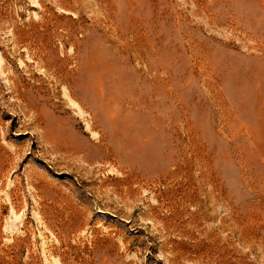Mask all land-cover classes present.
I'll return each mask as SVG.
<instances>
[{"label":"rangeland","instance_id":"obj_1","mask_svg":"<svg viewBox=\"0 0 264 264\" xmlns=\"http://www.w3.org/2000/svg\"><path fill=\"white\" fill-rule=\"evenodd\" d=\"M208 236L264 264V0H0V264Z\"/></svg>","mask_w":264,"mask_h":264},{"label":"bare ground","instance_id":"obj_2","mask_svg":"<svg viewBox=\"0 0 264 264\" xmlns=\"http://www.w3.org/2000/svg\"><path fill=\"white\" fill-rule=\"evenodd\" d=\"M201 244V247L204 248V258L206 261L214 256L212 260L215 264H235L232 260L233 252L230 244V246L227 245L226 247L219 248V240L213 236H208Z\"/></svg>","mask_w":264,"mask_h":264}]
</instances>
